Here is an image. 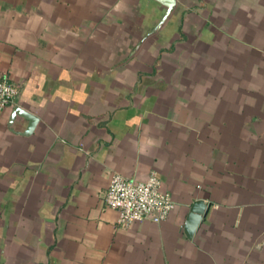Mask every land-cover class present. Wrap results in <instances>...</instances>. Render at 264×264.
<instances>
[{
  "label": "crops",
  "instance_id": "crops-1",
  "mask_svg": "<svg viewBox=\"0 0 264 264\" xmlns=\"http://www.w3.org/2000/svg\"><path fill=\"white\" fill-rule=\"evenodd\" d=\"M165 10L0 0V78L38 119L0 112V264H264V0ZM114 172L156 175L167 218L119 225Z\"/></svg>",
  "mask_w": 264,
  "mask_h": 264
},
{
  "label": "built area",
  "instance_id": "built-area-1",
  "mask_svg": "<svg viewBox=\"0 0 264 264\" xmlns=\"http://www.w3.org/2000/svg\"><path fill=\"white\" fill-rule=\"evenodd\" d=\"M18 94L15 84L0 78V112L17 105ZM102 200L106 207L117 211V223L121 226L143 219L160 222L175 206L171 197L160 189V180L154 174L143 181H134L120 173H112Z\"/></svg>",
  "mask_w": 264,
  "mask_h": 264
},
{
  "label": "water",
  "instance_id": "water-1",
  "mask_svg": "<svg viewBox=\"0 0 264 264\" xmlns=\"http://www.w3.org/2000/svg\"><path fill=\"white\" fill-rule=\"evenodd\" d=\"M155 1L161 3L162 5H164L166 7L165 13L160 20V23H161L166 18V16L169 14L170 10L172 9V7L174 5L175 0H155ZM15 115H19L28 121V125H27L26 130L24 131V134L30 133L33 130V128H34V126L38 120L37 117H35L30 112L22 109L18 105H15L13 107L11 118L14 117ZM204 206L205 205H204L203 201H201V200L194 201L192 207L190 208V212L187 216L186 228H185L187 235H190L192 233V231L194 230V228L196 227V225L198 224V222L201 218V215L204 211L201 209V207L204 208Z\"/></svg>",
  "mask_w": 264,
  "mask_h": 264
}]
</instances>
